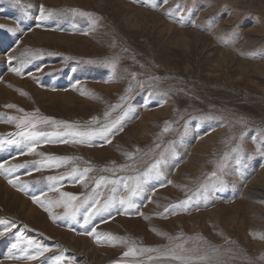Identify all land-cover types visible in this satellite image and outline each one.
I'll return each instance as SVG.
<instances>
[{
  "label": "rangeland",
  "instance_id": "rangeland-1",
  "mask_svg": "<svg viewBox=\"0 0 264 264\" xmlns=\"http://www.w3.org/2000/svg\"><path fill=\"white\" fill-rule=\"evenodd\" d=\"M0 40V264H264V0H0Z\"/></svg>",
  "mask_w": 264,
  "mask_h": 264
},
{
  "label": "snow or ice",
  "instance_id": "snow-or-ice-1",
  "mask_svg": "<svg viewBox=\"0 0 264 264\" xmlns=\"http://www.w3.org/2000/svg\"><path fill=\"white\" fill-rule=\"evenodd\" d=\"M44 11L45 10H44L43 6H41V8H40V17H39V19H41V20L47 18L44 15ZM81 14L84 15V13H81ZM13 71L16 72L17 74L20 73V69H13ZM7 107H15V106L14 105H7ZM20 111H23V110L21 109ZM106 115H107V113H106ZM8 119L9 120H14L16 118L15 117H9ZM45 122H47V119L45 120ZM52 122L53 123H57L56 121H52ZM21 123H24V121H21ZM60 123H63V122H60ZM19 126H20V124L17 125V127H19ZM68 127H73V126L72 125H68ZM113 127H115V125H112L111 127L105 126L103 129H101L99 131L76 132V133H73V135L79 136V137L82 138L81 140H78L76 142H78V143L86 142L87 140H90L93 136H96V135H102V136L107 137V135L112 131ZM165 130H167V129H165ZM20 135L25 136L29 140H35L37 137L47 136V135H51V134L42 133V132H21ZM49 159H53V160H68V159H71V158H69V157H50ZM157 163H159V162H157ZM15 167H20V166L19 165H14L13 168H15ZM156 167H157V165H153V168H156ZM0 169H3L2 165H0ZM4 171H8V170H4ZM88 171H90V169H87V168L84 169V172H88ZM0 174H2V173H0ZM49 179L50 180H54L56 178L55 177H49ZM101 179H103V178H101ZM8 182L10 184H12L13 187H16V184L13 182L12 179H9ZM97 183H99V181ZM133 194H136V193L134 192ZM61 195L69 198L67 202H70L72 200H76L77 199L71 193H61ZM33 200H34V202H37L35 197H33ZM67 202H65V203H67ZM120 204L121 205H127V207H134L130 197L127 198V199L121 198ZM111 205H112V200L111 199L105 201L104 204L100 205V207L95 209V212H91V213L85 215L84 223L88 224L90 222V220H91V217L94 216L95 214L100 213V212L108 211V209L111 207ZM42 206H44V205H42ZM50 215H51V213H50ZM71 215H72V218L74 219L75 215H76V212L74 211ZM52 218H53V220L57 219V217H52ZM88 234L92 235L93 233L90 232ZM101 235H108L110 237V239H116L115 237H111L110 234H96V238H97L98 241H99V237ZM124 255L128 256V255H130V252H125ZM173 258L174 259H181V257H173ZM60 259H62V257H57V260H60Z\"/></svg>",
  "mask_w": 264,
  "mask_h": 264
},
{
  "label": "bare ground",
  "instance_id": "bare-ground-1",
  "mask_svg": "<svg viewBox=\"0 0 264 264\" xmlns=\"http://www.w3.org/2000/svg\"><path fill=\"white\" fill-rule=\"evenodd\" d=\"M56 40V39H55ZM190 45V44H189ZM10 47L8 46V44L6 42H1L0 40V54H6L7 57L9 59H12L13 57L15 58V51H10L11 48L9 49ZM0 55V58H2ZM16 61V58L14 59ZM245 63V62H244ZM15 63H13V65L10 67V71L15 67ZM243 69V68H242ZM4 71H5V68L0 65V76H3L4 74ZM10 76L12 77V74H10ZM10 159L12 157H9ZM14 161V160H13ZM9 163V165H7V167H9V169H11L12 167V163L10 162V160H8V154H0V165H2V163ZM15 162V161H14ZM8 169V168H6ZM5 168L3 169H0V172L3 171L4 172ZM13 176V175H12ZM263 176V175H262ZM5 179V178H4ZM255 182V181H254ZM259 186V185H258ZM0 192L3 190V191H7L9 194H11L12 192L10 191L11 189H9L6 185H4V183L2 181H0ZM13 195H15L16 197H18L16 195V193H12ZM21 206V214L23 216V218L25 219H29V220H33V222H36L37 219H39V217H37V213H36V210L34 208H31L30 206H28V203L26 201H23V203L20 205ZM235 212V211H234ZM39 215V214H38ZM40 216V215H39ZM16 218V216H14ZM50 237H57L56 233H55V230L53 229V232L51 234ZM67 243H70V242H66L65 244ZM72 245V243H71ZM1 252V251H0ZM80 253H77L78 255H90V254H93V251L90 252L89 250H82V251H79ZM105 258V257H103ZM88 260V258H87ZM103 261V260H102ZM96 264H100L99 262H95ZM102 264V263H101Z\"/></svg>",
  "mask_w": 264,
  "mask_h": 264
}]
</instances>
